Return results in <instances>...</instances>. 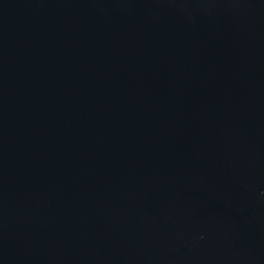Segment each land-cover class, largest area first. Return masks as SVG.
Masks as SVG:
<instances>
[{"label":"water","instance_id":"95a60500","mask_svg":"<svg viewBox=\"0 0 264 264\" xmlns=\"http://www.w3.org/2000/svg\"><path fill=\"white\" fill-rule=\"evenodd\" d=\"M0 264H264V0H0Z\"/></svg>","mask_w":264,"mask_h":264},{"label":"bare ground","instance_id":"6f19581e","mask_svg":"<svg viewBox=\"0 0 264 264\" xmlns=\"http://www.w3.org/2000/svg\"><path fill=\"white\" fill-rule=\"evenodd\" d=\"M76 133H78L77 129H76Z\"/></svg>","mask_w":264,"mask_h":264}]
</instances>
